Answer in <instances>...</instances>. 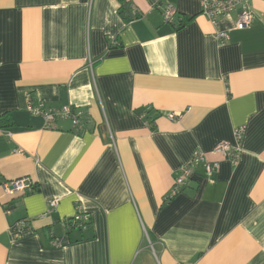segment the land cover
<instances>
[{
  "label": "crops",
  "instance_id": "1",
  "mask_svg": "<svg viewBox=\"0 0 264 264\" xmlns=\"http://www.w3.org/2000/svg\"><path fill=\"white\" fill-rule=\"evenodd\" d=\"M252 10L239 30L198 0H0V264H264V0ZM29 100L87 123L46 127ZM240 125L233 165L214 149ZM198 150L220 169L171 196ZM23 177L35 192L1 186ZM78 204L84 231L62 224Z\"/></svg>",
  "mask_w": 264,
  "mask_h": 264
},
{
  "label": "built area",
  "instance_id": "2",
  "mask_svg": "<svg viewBox=\"0 0 264 264\" xmlns=\"http://www.w3.org/2000/svg\"><path fill=\"white\" fill-rule=\"evenodd\" d=\"M201 5V14L209 19L212 23H216L220 18L229 16L233 13L237 15L235 20V29L243 30L249 28L254 20L252 2L254 0H198ZM166 22L173 23L176 18V8L172 4L165 7L163 13ZM216 38L221 44L228 41L229 35L227 31H219L216 33ZM112 44H116L115 39ZM28 110L37 116H41L44 120L46 127H55V123L59 119H69L73 124L76 133H79L85 123H87L88 113L81 107L71 104L63 105L60 107H47L43 102L33 104L29 100ZM179 115L171 113L168 117L172 120L178 118ZM246 132V125L237 126L234 129L235 144L228 142H220L214 149L215 154L221 155L223 158L230 161L233 165H238L242 160L243 138ZM199 165L203 166L205 177L212 180L221 166V161L218 159L211 160L203 151H196L192 159L180 167L179 174L174 178L171 196H174L191 181L194 169ZM1 186L5 192L15 193H32L35 192L37 187L29 177L17 178L1 182ZM61 201L60 197L49 199L47 210L41 217L49 216L58 207ZM90 217L84 211L83 206L78 204L76 212L72 217L64 218L62 224L67 229L78 228L82 231L87 230L89 227ZM54 246H58L56 240L51 241Z\"/></svg>",
  "mask_w": 264,
  "mask_h": 264
},
{
  "label": "trees",
  "instance_id": "3",
  "mask_svg": "<svg viewBox=\"0 0 264 264\" xmlns=\"http://www.w3.org/2000/svg\"><path fill=\"white\" fill-rule=\"evenodd\" d=\"M183 25H184V22L181 26ZM11 123H12V118L10 117V115L8 114L0 115V127H6L7 125H11ZM89 224H90V221H89ZM74 229H78V228H74ZM74 229H69V230H74ZM78 230H81V229H78Z\"/></svg>",
  "mask_w": 264,
  "mask_h": 264
},
{
  "label": "rangeland",
  "instance_id": "4",
  "mask_svg": "<svg viewBox=\"0 0 264 264\" xmlns=\"http://www.w3.org/2000/svg\"><path fill=\"white\" fill-rule=\"evenodd\" d=\"M75 230H78V229H75Z\"/></svg>",
  "mask_w": 264,
  "mask_h": 264
}]
</instances>
